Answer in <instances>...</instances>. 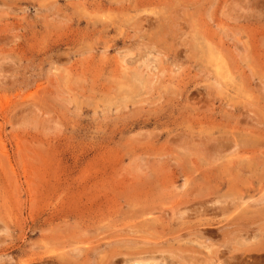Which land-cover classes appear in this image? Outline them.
<instances>
[{"label":"rangeland","instance_id":"obj_1","mask_svg":"<svg viewBox=\"0 0 264 264\" xmlns=\"http://www.w3.org/2000/svg\"><path fill=\"white\" fill-rule=\"evenodd\" d=\"M0 108V264H264V0H0Z\"/></svg>","mask_w":264,"mask_h":264},{"label":"bare ground","instance_id":"obj_2","mask_svg":"<svg viewBox=\"0 0 264 264\" xmlns=\"http://www.w3.org/2000/svg\"><path fill=\"white\" fill-rule=\"evenodd\" d=\"M138 3L139 2H137V5H138ZM141 3V2H140ZM144 3V2H143ZM210 5V4H209ZM132 6V5H131ZM143 7H145V6H143ZM139 8V7H138ZM130 9V8H129ZM134 10V9H133ZM177 13V12H176ZM177 15V14H176ZM175 16V15H174ZM178 21V20H177ZM146 26V25H145ZM175 29V28H174ZM139 32V31H138ZM123 36V35H122ZM140 37V36H139ZM135 45V44H134ZM143 46V45H142ZM146 46H144V48H145ZM139 47H137V49H138ZM132 49V48H131ZM131 49H130V53L132 52L131 51ZM139 49H143V48H139ZM147 48H145V49H143L144 51L146 50ZM153 49V48H152ZM143 51V52H144ZM155 51V50H154ZM175 51V50H174ZM148 52V51H147ZM145 53L146 52H144L142 55H145ZM151 54V53H150ZM138 55V54H137ZM141 55V56H142ZM138 57V56H137ZM143 57V56H142ZM98 69V68H97ZM142 80V79H141ZM140 80V81H141ZM184 80V79H183ZM156 83H157V81H156ZM142 85V84H141ZM126 88V87H125ZM128 88V87H127ZM126 90V89H125ZM184 96V95H183ZM137 99V98H136ZM6 100V99H5ZM7 101V100H6ZM141 105V104H140ZM1 109V108H0ZM119 110V109H118ZM33 112V111H32ZM37 112V111H36ZM31 113V112H30ZM239 122H241V121H239ZM36 123V122H35ZM178 123V122H177ZM24 127V126H23ZM41 131H43V130H41ZM1 138V137H0ZM15 138V137H14ZM5 139V138H4ZM17 139V138H16ZM204 139V138H203ZM1 141V140H0ZM199 141V140H198ZM197 141V142H198ZM226 142V141H225ZM230 142V141H229ZM232 142V141H231ZM235 142V141H234ZM244 142V140H242V142H240V143H243ZM227 143V142H226ZM214 143H212V145H213ZM217 143H215L214 144V146L216 145ZM223 145L224 144H222V146H221V150H219L220 152H223V149H222V147H223ZM251 146H252V144H250ZM2 145H0V147H1ZM207 146V145H206ZM205 146V147H206ZM217 146V145H216ZM219 146V145H218ZM229 146V145H228ZM233 145H231L230 144V148L232 147ZM234 146H235V144H234ZM246 146V145H245ZM248 146V145H247ZM250 146V147H251ZM4 146H2V148H3ZM220 147V146H219ZM219 147H218V149H219ZM238 147H239V145H238ZM238 147H236V148H238ZM223 148H225V147H223ZM235 148V147H234ZM201 149V148H200ZM217 149V148H216ZM229 149V148H228ZM172 150V149H171ZM211 150V149H210ZM210 150H208V151H210ZM205 151V150H204ZM226 151V150H225ZM1 152H2V149H1ZM237 152V151H236ZM239 152H241V150H239ZM243 152V151H242ZM246 152V151H245ZM3 153V152H2ZM1 153V154H2ZM6 153V152H5ZM16 153V152H15ZM212 153V152H211ZM227 153V152H226ZM225 153V154H226ZM13 154V153H12ZM229 154V153H228ZM228 154H226V156L228 155ZM235 154V153H234ZM15 155V154H14ZM207 155V154H206ZM222 155V154H221ZM224 155V154H223ZM231 155V154H230ZM167 156V155H166ZM212 156V155H211ZM219 156H220V154H219ZM157 157V156H156ZM235 157V156H234ZM234 157H233V159H234ZM210 158V157H209ZM215 159H213V160H216V157H214ZM218 158H221V157H218ZM161 159V158H160ZM207 159H208V157H207ZM209 160V159H208ZM210 161V160H209ZM226 161V160H225ZM229 161V160H228ZM236 161H238V160H236ZM242 161V160H241ZM168 162V161H167ZM215 162V161H214ZM231 162V161H230ZM206 163V162H205ZM232 163V162H231ZM10 164V163H9ZM148 164V163H147ZM236 165L238 164V162L237 163H235ZM176 165V164H175ZM240 165V164H239ZM239 165H237V166H239ZM235 166V165H234ZM11 167V166H10ZM141 168V167H140ZM238 168V167H237ZM236 169V168H235ZM237 171V170H236ZM30 172V171H29ZM144 172V171H143ZM180 172V171H179ZM223 172V171H222ZM22 173V172H21ZM234 176H236L235 174H234ZM211 181V180H210ZM187 184V183H186ZM184 186V185H183ZM190 202V201H189ZM204 204V203H203ZM202 204V205H203ZM216 205V204H215ZM206 206V205H205ZM209 208V207H208ZM203 209V208H202ZM212 209V208H211ZM217 210V209H216ZM219 210V209H218ZM210 211V210H209ZM211 213L213 212V211H210ZM215 213V212H214ZM210 214V213H209ZM119 217V216H118ZM143 218V217H142ZM155 218V217H154ZM244 218V217H243ZM151 219V218H150ZM143 220V219H142ZM115 221V220H114ZM118 221V220H117ZM120 221V220H119ZM143 223V225L144 224H151V225H155L156 223H159V225H162L163 226V222H161V220H159V219H153V220H147V219H145V220H143V222H141L140 224H142ZM182 223V222H181ZM111 224V223H110ZM115 224V223H114ZM121 224V223H120ZM183 225V224H182ZM136 226V225H135ZM240 226V225H239ZM3 228H4V226H2ZM232 227V226H231ZM246 227V226H245ZM133 228V227H132ZM6 229H8V228H6ZM3 230V229H2ZM5 230V229H4ZM120 231H118V232H122V233H124V235L125 234H130V235H134V233H136L133 229L131 230V228H128V229H119ZM116 231V232H117ZM138 231V230H137ZM239 231V230H238ZM237 231V232H238ZM140 232H142V231H140ZM210 232V231H209ZM113 233H115V232H113ZM112 233V234H113ZM121 233V234H122ZM229 233V232H228ZM243 233V232H242ZM248 233V232H247ZM119 234V233H118ZM141 234V233H140ZM187 234V233H186ZM190 234V233H189ZM204 234V233H203ZM224 234V233H223ZM239 234V233H238ZM123 235V234H122ZM152 235H154V234H152ZM183 235V234H182ZM193 235V234H192ZM195 235V234H194ZM148 236V235H147ZM236 236V235H235ZM234 236V237H235ZM245 236V235H244ZM121 237V236H120ZM145 237V236H144ZM143 236H140V237H134V238H132V239H123V240H120V241H118V239L119 238H115L116 239V244L115 245H117L119 242H120V244H121V242H123V243H126V244H123V245H121L120 247H119V245L117 246V248L115 249V250H113L111 253H110V255H109V259L106 261L105 260V262H102L103 264H119V263H122V264H197V262H199V261H197V256H194V255H192V252L193 251H191L190 250V252H189V254H186L187 252H188V250H186L185 248H182V246H184V247H186L187 246V244L186 243H184L183 241H181V240H179V237L177 238V237H170L169 239H168V237H167V239L166 240H163V241H160V240H162V238H164L163 236H162V238H158V242L156 241V242H150V241H148V240H146L145 238H144ZM181 237V236H180ZM184 237V236H183ZM122 238H124V237H122ZM130 238V237H129ZM185 238V237H184ZM156 239V238H155ZM183 239V238H182ZM187 239V238H186ZM228 239H230L229 237H228ZM188 240V239H187ZM111 241V240H110ZM228 241H230V240H228ZM181 242H183V243H181ZM189 242V241H188ZM226 244V243H225ZM164 245H167L166 247H163ZM188 245H189V243H188ZM191 246V245H190ZM188 247V246H187ZM186 247V248H187ZM194 247V246H193ZM93 249V248H92ZM91 249V250H92ZM94 250V249H93ZM70 252H71V250H70ZM80 252V251H79ZM79 252L77 253L78 255H80L79 254ZM86 252V251H85ZM91 252H94V251H91ZM90 252V253H91ZM90 253H89V255L87 256V260H85V261H87V264H101V263H92L91 261H90ZM98 253V252H97ZM102 253V252H101ZM223 253V252H222ZM47 254V253H46ZM72 254H74L73 252H72ZM155 254H160L161 256H159V260H156L155 259ZM70 255V254H69ZM77 255V256H78ZM74 256V255H73ZM123 256V257H122ZM75 257V256H74ZM85 257H86V255H85ZM84 257V258H85ZM108 257V256H107ZM125 257V258H124ZM78 258H79V256H78ZM76 259H77V257H76ZM83 259V258H82ZM199 260V259H198ZM162 261H165L164 263L162 262ZM94 262V261H93ZM201 262H203V261H201ZM49 263V262H48ZM77 264V263H76ZM219 264V263H218Z\"/></svg>","mask_w":264,"mask_h":264}]
</instances>
